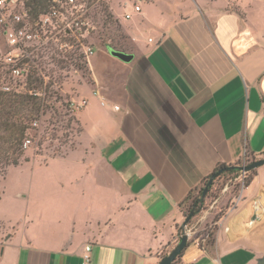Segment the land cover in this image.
Instances as JSON below:
<instances>
[{
	"label": "crops",
	"instance_id": "obj_1",
	"mask_svg": "<svg viewBox=\"0 0 264 264\" xmlns=\"http://www.w3.org/2000/svg\"><path fill=\"white\" fill-rule=\"evenodd\" d=\"M261 3L127 0L116 19L128 47L118 50L134 56L100 45L89 57V80L67 93L86 100L74 108L77 142L43 158L52 174L33 177L15 223L0 221V264H84L87 246L91 264H158L179 241L188 194L218 164L264 156ZM37 158L10 167L34 174ZM238 198L215 242L189 238L173 264L264 256V165Z\"/></svg>",
	"mask_w": 264,
	"mask_h": 264
},
{
	"label": "rangeland",
	"instance_id": "obj_2",
	"mask_svg": "<svg viewBox=\"0 0 264 264\" xmlns=\"http://www.w3.org/2000/svg\"><path fill=\"white\" fill-rule=\"evenodd\" d=\"M126 1L93 0L91 12L93 30L85 41L91 43L95 49L97 48V53L99 51L98 46L111 41V38L114 40L112 43L118 47H128L124 30L120 23L116 22L118 20L116 14H122L126 10L124 8ZM261 5L263 8L264 4L261 3ZM129 10L132 11L130 7ZM71 44L72 49L66 55L61 52L57 45L48 48L44 54L40 53L39 70L33 75L31 74L32 83L29 82V84L32 86H36L40 81L44 82L42 89L35 88V90L41 93L40 97L45 102V108L41 110L39 120L35 121L37 125L33 123L36 129H28L27 136L31 142L27 147H24L23 158L28 156L38 158L31 165L36 166L34 174H32L33 171L30 166L25 170L20 167H10L5 175L0 173V221L6 224L8 220L14 222L18 219L16 213L21 204H23L22 210L26 209L27 197L23 196V192H27V189L31 190L33 177H47L52 174V165L46 167L43 158L62 154L68 150L69 143L77 142L76 134L80 126L75 118L74 107L68 94L82 78L89 80L90 76L86 68L87 59L81 55L77 40L72 39ZM263 157L255 156L254 160ZM246 161L247 164L252 162L253 156L247 155ZM238 174H226L214 180V185L205 204L197 215L187 221L185 229L182 225L179 226L178 237L184 230H188L190 232L189 238H199L202 242L208 239V233L217 228L218 219L236 205L238 201L236 196H241L243 187L240 179L237 178Z\"/></svg>",
	"mask_w": 264,
	"mask_h": 264
},
{
	"label": "built area",
	"instance_id": "obj_3",
	"mask_svg": "<svg viewBox=\"0 0 264 264\" xmlns=\"http://www.w3.org/2000/svg\"><path fill=\"white\" fill-rule=\"evenodd\" d=\"M92 6L93 0H49L39 11L32 0H0V92L40 96L41 93L29 84L30 77L39 70L40 53L44 54L53 45L66 55L72 49L71 40L76 39L81 55L88 61L95 52V47L85 41L93 30ZM134 8L140 11L139 5ZM125 17L130 18L131 12ZM85 104L86 100L78 104L72 102L76 109ZM30 142L26 136L23 147ZM241 165H247L246 158ZM248 175V170L240 169L237 178L243 189ZM185 232L190 234L184 230L179 241ZM83 257L84 264H91V246L86 247Z\"/></svg>",
	"mask_w": 264,
	"mask_h": 264
},
{
	"label": "trees",
	"instance_id": "obj_4",
	"mask_svg": "<svg viewBox=\"0 0 264 264\" xmlns=\"http://www.w3.org/2000/svg\"><path fill=\"white\" fill-rule=\"evenodd\" d=\"M48 2L49 0H32L33 6L39 11L43 9L48 4ZM116 22L119 24L118 20H116ZM120 26L122 27L121 24ZM112 41L114 40L111 38V41L105 42L104 45L117 50L122 49V47H118L117 45L113 44ZM83 66L85 67V65ZM86 68L88 69L87 66ZM36 80H38V78H36ZM43 83L44 82L40 81L38 84H36V86L33 87L42 89ZM46 91H48V89H46ZM44 108L45 102H43L40 96L0 92V173L4 174L8 167L19 165L23 161L22 158L25 154L23 143L27 136L28 129H36V127L33 126V123L39 120L41 110ZM254 159L255 156H253V161ZM250 163L251 162L248 164ZM229 166L231 165H227L225 163L218 164L213 172L204 179L201 186L192 190L181 202L180 205L186 218H193V216L197 215L201 207L205 204L208 194L214 185L213 181L206 193H204L205 186L212 175L218 173V175L214 178L215 180L216 178L226 174L239 173L242 167L241 163H237L235 165L236 167ZM256 174L257 168L249 170V175L245 181V186H248L252 182ZM216 229L217 228H215L214 231H210L208 233V239L204 242L201 240V244H213L215 242ZM167 254L168 253H164L161 258ZM181 255L182 253L177 258L181 257ZM175 262H177V259H175L173 263Z\"/></svg>",
	"mask_w": 264,
	"mask_h": 264
},
{
	"label": "water",
	"instance_id": "obj_5",
	"mask_svg": "<svg viewBox=\"0 0 264 264\" xmlns=\"http://www.w3.org/2000/svg\"><path fill=\"white\" fill-rule=\"evenodd\" d=\"M110 52L112 55L117 56L119 58H121L122 60L125 61H130L133 58V54L131 53H127L121 50H117V49H113L110 48ZM264 165V157L254 160L253 162H251L250 164L246 165V166H242L241 168L244 170H250V169H254V168H258L260 166ZM229 167H236L235 165H231ZM218 175V173H215L214 175H212L207 183V185L205 186V190L204 193H206L207 189L209 188V186L212 184V182L214 181V178ZM190 217H187L185 219V221L182 224L183 229H185V226L187 224V221L189 220ZM188 240H189V234L188 233H184L181 238L180 241L176 244V246L167 254L165 255L159 262L158 264H172L175 259L183 252V250L185 249V247L188 245ZM255 264H264V256H262L261 258L258 259L257 263Z\"/></svg>",
	"mask_w": 264,
	"mask_h": 264
}]
</instances>
